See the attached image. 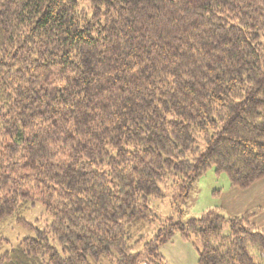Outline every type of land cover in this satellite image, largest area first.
<instances>
[{"label": "trees", "instance_id": "16d2710c", "mask_svg": "<svg viewBox=\"0 0 264 264\" xmlns=\"http://www.w3.org/2000/svg\"><path fill=\"white\" fill-rule=\"evenodd\" d=\"M211 167L264 179V0H0V224L50 216L0 264H264L254 213L157 212Z\"/></svg>", "mask_w": 264, "mask_h": 264}, {"label": "rangeland", "instance_id": "374dc122", "mask_svg": "<svg viewBox=\"0 0 264 264\" xmlns=\"http://www.w3.org/2000/svg\"><path fill=\"white\" fill-rule=\"evenodd\" d=\"M171 200L172 197L156 204L157 212L162 217L173 215L175 220L184 222L190 218H200L211 209L219 210L226 218H239L254 213L252 222L257 228L264 230V179L247 189L235 188L231 187L226 173L218 174L211 167L199 180L191 198L183 205L184 212L179 213ZM22 217L33 227H25L16 219L0 224V255L21 239L36 237L37 230H43L50 220V216L39 203ZM4 239L9 240L10 244ZM162 254L169 264H198L196 246L180 235H176L162 248ZM258 259L264 262V256H258Z\"/></svg>", "mask_w": 264, "mask_h": 264}]
</instances>
